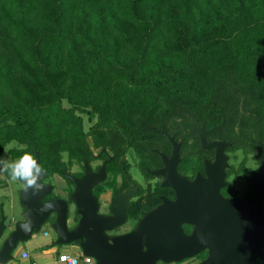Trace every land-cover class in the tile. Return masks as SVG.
<instances>
[{
    "label": "trees",
    "instance_id": "trees-1",
    "mask_svg": "<svg viewBox=\"0 0 264 264\" xmlns=\"http://www.w3.org/2000/svg\"><path fill=\"white\" fill-rule=\"evenodd\" d=\"M202 123L231 148L264 142V0H0V154L15 143L62 174L88 136L158 166L164 130L183 165Z\"/></svg>",
    "mask_w": 264,
    "mask_h": 264
},
{
    "label": "water",
    "instance_id": "water-1",
    "mask_svg": "<svg viewBox=\"0 0 264 264\" xmlns=\"http://www.w3.org/2000/svg\"><path fill=\"white\" fill-rule=\"evenodd\" d=\"M161 133L171 142L170 156L159 152L162 167L152 171L161 176V186L170 187L175 197L161 196V203L141 217L136 226L121 234H109L126 221V199L132 187L115 196L110 214L98 212L93 186L106 177L105 163L93 172L85 162L84 174H67L75 188L70 199L80 218L67 227L68 207L65 200L56 198L43 202L52 184L33 195L20 190L21 217L0 215V264L13 258L12 252L41 229L50 214L55 218L51 228L56 245L76 244L93 264H165L181 262L207 249V257L197 264H264V144L257 141L259 177L252 176L250 185L255 196L247 203L226 198L220 193L225 185L224 169L228 166L225 141L207 142L202 125L199 137L204 149L215 148L213 161L205 160L206 176L197 173L192 179L177 172L180 162V142L166 131ZM38 162L39 154L35 153ZM44 175V174H43ZM41 176V178L43 177ZM40 178V180H41ZM183 225L191 226L189 233ZM9 231V232H8Z\"/></svg>",
    "mask_w": 264,
    "mask_h": 264
},
{
    "label": "flooded vegetation",
    "instance_id": "flooded-vegetation-1",
    "mask_svg": "<svg viewBox=\"0 0 264 264\" xmlns=\"http://www.w3.org/2000/svg\"><path fill=\"white\" fill-rule=\"evenodd\" d=\"M202 125L204 126V123H202ZM201 125V126H202ZM201 128V127H200ZM200 128L197 130V135L199 137V131ZM211 129H205L204 128V137L206 139V141L212 142V141H225L228 142L229 145H227L224 150L223 153L224 155L227 156V163L228 166L224 169L225 172V176H224V181H225V185L222 186L220 188V193L226 197V198H233L236 199L238 201H241L243 203H247L250 199H252L255 194L252 191V187L250 185V180L252 176L255 177H259V164H258V155H257V151H258V146L256 145L257 141H261V140H254V144L256 146V148L253 150L252 147L250 148H231L232 144L230 141L223 139V138H210V131ZM161 132V131H160ZM170 136H172L177 142H180V151H179V155H180V162L177 165V172L181 175L186 176L189 179H192L196 176L197 173L201 174L202 176H206L205 174V169H204V162L205 160H209V161H213L214 159V155H215V148H210V149H204L202 147L201 141H200V137H199V144L200 147L197 148V155L192 153V156L195 160H200V162L198 164H192L191 166H188L186 164L182 165V159H183V150H182V142L179 139H176L175 136L171 133H169ZM166 141H167V148L168 151L165 153L162 150H158L157 148H152V151L158 156L159 159L161 161V164L157 166V157L153 156V155H144L142 154L139 155V159L138 162L136 163L137 168L140 169L144 175V171L141 167V164L146 163V168L145 171L150 175V177L145 178L146 176H142L144 177V181L143 183L137 181L136 179H134V177L132 176V174H130L128 169L129 163L127 162V155L126 152L120 155H116V153L114 152L113 149L109 148H91V154H90V159L87 161L86 159L83 160H78V167H80V171L78 172H71V171H65L62 172L63 177L66 179V184L64 186H61V191L64 194H61L59 192H53V185H52V190L49 193V195H47L46 197L43 198V202L47 201V200H52V199H56V198H61L63 200L66 201L67 203V207H68V214H67V227L68 228H72L74 227L79 218L80 215L77 213L76 211V207L75 204L73 203V201L70 199V194L73 192L75 185L74 183L69 180V178H67V174L69 175H73L75 177H81L84 174V165L85 162L88 163L90 169L93 172H97L99 170V168L105 163V171H106V177L103 181H99L97 184H95L92 188L93 190V194L97 197V201H98V212L101 214H105V215H109L110 214V206L115 202V196L119 195L121 193H123L129 186L132 187V190L129 194V196L126 199V221L124 224H122L121 226L115 228L113 231L108 232L109 234H121L124 232H128L130 230H132L136 224L138 223L139 219L141 217H143L148 211H150L151 209H153L154 207H156L158 204L161 203V196H166L169 199H174L175 194L173 192V190L170 187H163L161 186V182H162V177L161 176H157L152 174V171L157 170L158 168L162 167V159L161 156L159 154V152L164 153L167 156L171 155L172 152V144L171 142L165 137ZM263 144L264 142L261 141ZM126 151L129 149L128 144L125 145ZM204 150V151H203ZM240 151V160H237L238 162H236L237 164H234V158L235 155L237 154V152ZM189 153V152H188ZM191 153V152H190ZM253 155V156H252ZM250 156H252V163L250 162V164H248V160L251 159ZM109 164H114L117 165L118 167H120L121 164H125V168H119V170H117V172L114 171H110L109 169ZM44 170V169H43ZM147 179V180H145ZM107 180V181H106ZM2 181V180H1ZM43 183L49 184L50 182L47 181V175L46 172L44 170V175L40 180ZM68 181V182H67ZM106 181V182H105ZM236 181H241L245 184L244 186V192L240 194L237 193L236 191ZM5 182L4 186H7L8 184ZM51 184V183H50ZM72 185V188L70 187ZM0 186V187H2ZM24 188V187H23ZM71 188V189H70ZM97 190V191H96ZM106 194V195H104ZM104 195V196H103ZM69 199V200H68ZM157 200V202L150 207L149 209H146V205H148L150 202L153 203ZM72 204V207H71ZM21 206V205H20ZM134 208V210H137V216L133 217L130 216V212H131V208ZM71 210H72V219H69L70 214H71ZM143 210L145 212H143ZM23 211V208L21 207V212ZM3 214L4 216L7 217V221L9 222V216H13L12 215V211L10 214H8L7 212H5V209L3 208V205H1L0 207V215ZM71 215V216H72ZM55 218L54 214H50L48 219L43 223V224H49L50 225V231L54 234L52 228H51V223L53 222ZM71 218V217H70ZM18 219H23L21 216L18 217ZM52 220V221H50ZM71 220V223H69L68 221ZM133 222V223H132ZM124 225H128V229L127 231L121 232L120 229L124 226ZM43 226V225H42ZM185 232L189 233L191 231V226L189 225H183ZM186 227H188L186 229ZM9 232V231H8ZM71 245H73V247L78 248L79 247L72 243ZM13 254V252H12ZM208 253H207V249H205L204 251H202L201 253H199L196 256H193L191 258H189V260L191 262L197 261L194 264H197L199 261L205 259L207 257ZM256 264H259V260L256 261Z\"/></svg>",
    "mask_w": 264,
    "mask_h": 264
},
{
    "label": "rangeland",
    "instance_id": "rangeland-1",
    "mask_svg": "<svg viewBox=\"0 0 264 264\" xmlns=\"http://www.w3.org/2000/svg\"><path fill=\"white\" fill-rule=\"evenodd\" d=\"M63 105L66 106V107H70V104L65 99L63 100ZM79 115L81 116V114H79ZM82 119H83L82 120L83 131L87 132L88 131V126L90 125V121H88L83 114H82ZM86 141H87L90 149L91 148H95V146L93 145V142L90 139V137L87 136ZM160 141L162 143L165 142L163 139L162 140L160 139ZM14 145H15V143H10L7 146H5V148L3 149V151L0 154V158H8V159L17 158L18 156L17 157L12 156L7 151V148H9L11 146H14ZM19 148H21V146ZM126 155H127V162L129 163L128 169H130L129 170L130 174H132L134 179H136L137 181L143 183L144 177H142V176H145V175H143L142 171L140 169H138L137 165H136V163L138 162V159H139V155L137 153H135L134 150L131 147H129V149L126 151ZM252 156H250L251 159L248 160V162H247L248 164H250V162L251 163L253 162L252 161ZM188 157L189 158H188V160L186 162L187 167L196 163V160L192 159L191 156H188ZM62 160L64 162H67L66 164H67V170L68 171H71V172H74V173L80 171V167H78V160L77 159H73L72 162H71V165H70L68 163L69 157H68L67 153L64 152L62 154ZM233 160H234V164H237L236 163V162H238L237 160H240V151L237 152V154L235 155V158ZM115 166H116V169H114V172H117V170H119V167L117 165H115ZM109 170L112 172L111 169H109ZM145 178H147V177H145ZM0 180L6 181V183L8 184L7 186L0 187V207H1V205H3V208L5 209V212L10 214L11 211H12V215H14L16 218L20 217L21 216V206H20V197L19 196H20V190L23 188L22 182H20V181L11 182L8 179L7 175H0ZM145 180H147V179H145ZM47 181H49L53 185V188H54L53 192H55V193L59 192L61 194H64L61 191V186H64L66 184V179L63 177V175L61 173L52 172L51 174H49V172H48ZM244 186H245V184L243 182L236 181L235 187H236L237 193H239V192H240V194L243 193L244 190H245ZM70 187L72 188V185ZM104 195H106V194H104ZM71 207H72V204H71ZM71 215H72V210H71V214H70L71 218L69 217V219H72L73 215L72 216ZM50 221H52V220H50ZM68 222L71 223V220H69ZM127 229H128V225H124L120 229V231L124 232V231H127ZM33 235H34V237L31 238L30 240L32 242L35 241V242L41 243V248L33 249L32 250L33 253L42 252L44 249H46L48 246H50L51 244L54 243L53 242V237L51 236V231H50V225L49 224H43L41 229L39 231H37V232H34ZM27 244L28 243H25V244L24 243H20V245L16 248L15 252L17 250H19V253H20L21 247L23 245L25 247H27L28 246ZM54 246L58 250L59 249L61 250L62 248H66L67 247L66 250L69 251L70 253H79L80 252V249L73 247V245H71V244L63 245V246L54 244ZM22 252H26V250H22ZM14 260L16 262H18V263L23 261L19 256L18 257L14 256V259L11 260L10 262H12ZM195 262H197V261L191 262L189 260V258H185L181 262H173V263H170V264H194ZM156 264H165V263L159 261Z\"/></svg>",
    "mask_w": 264,
    "mask_h": 264
},
{
    "label": "clouds",
    "instance_id": "clouds-1",
    "mask_svg": "<svg viewBox=\"0 0 264 264\" xmlns=\"http://www.w3.org/2000/svg\"><path fill=\"white\" fill-rule=\"evenodd\" d=\"M19 151L21 154L17 158H0V175H7L11 182H22L25 191L31 190L33 195H37L44 188L40 183L44 170L30 152L23 148Z\"/></svg>",
    "mask_w": 264,
    "mask_h": 264
},
{
    "label": "crops",
    "instance_id": "crops-1",
    "mask_svg": "<svg viewBox=\"0 0 264 264\" xmlns=\"http://www.w3.org/2000/svg\"><path fill=\"white\" fill-rule=\"evenodd\" d=\"M34 234V233H33ZM32 234V236H31V238H33L34 237V235ZM51 236L53 237V244H51L50 246H48L46 249H44L42 252H38V253H33V249H35V248H41V243H38V242H32L30 239L28 240V241H26V242H24V244L25 243H28L27 245V247H25L24 245L21 247V251L22 250H26L28 253H29V257H27V258H21L23 261L22 262H20V263H18V262H16L15 260L14 261H12V262H10L11 260H13L14 259V256H16V257H20V253H19V250H17L16 252H15V250H16V248L20 245V244H18V246L15 248V250L13 251V258L11 259V260H8L7 261V263L6 264H32V263H34V262H36L37 264H49L51 261H52V259L56 256V254L59 252V251H61V250H66L67 249V247L66 248H62L61 250L59 249H56L55 248V246H54V244H55V239H56V236H55V234H53L52 232H51ZM20 251V252H21Z\"/></svg>",
    "mask_w": 264,
    "mask_h": 264
},
{
    "label": "built area",
    "instance_id": "built-area-1",
    "mask_svg": "<svg viewBox=\"0 0 264 264\" xmlns=\"http://www.w3.org/2000/svg\"><path fill=\"white\" fill-rule=\"evenodd\" d=\"M63 246V245H62ZM29 257V253L20 252V258ZM94 259L91 256L84 255L80 250L79 253H70L67 250L59 251L56 256L52 259L50 264H93ZM32 264H37L36 262Z\"/></svg>",
    "mask_w": 264,
    "mask_h": 264
}]
</instances>
